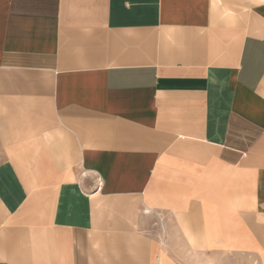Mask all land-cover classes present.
Returning a JSON list of instances; mask_svg holds the SVG:
<instances>
[{"label":"crops","instance_id":"obj_1","mask_svg":"<svg viewBox=\"0 0 264 264\" xmlns=\"http://www.w3.org/2000/svg\"><path fill=\"white\" fill-rule=\"evenodd\" d=\"M0 264H264V0H0Z\"/></svg>","mask_w":264,"mask_h":264}]
</instances>
